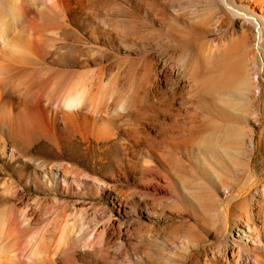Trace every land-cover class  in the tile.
<instances>
[{"label":"bare ground","instance_id":"obj_1","mask_svg":"<svg viewBox=\"0 0 264 264\" xmlns=\"http://www.w3.org/2000/svg\"><path fill=\"white\" fill-rule=\"evenodd\" d=\"M175 1L0 0V264H154L156 255L173 264H211L217 254L219 264H263L260 255L250 259L246 247H264V227L260 232L253 215L243 216L245 222L236 214L258 193L255 180L225 184L214 215L215 253L200 251L207 230L202 214L209 207L204 201H191L189 213L185 202L172 205L183 217L168 223L184 233L178 247H153L154 226L122 221L127 203L132 213L145 205L148 216L158 213L156 199H130L123 185L160 167L188 174L191 150L207 166L204 141L196 149L195 143L217 126L193 111L201 93L222 89L213 77L229 53L225 43L207 48L202 25L209 16L222 13L245 37L254 33L264 53V0H202L211 14L181 29L169 14ZM85 23L90 44L79 53L64 50L66 34L78 35ZM254 86L260 97L264 85ZM229 131L212 132L205 142L218 196L219 150L251 156L256 149L253 133L238 143ZM96 150H120L124 157L102 177L83 164ZM106 189L115 210L75 200L103 196ZM122 236L134 247L121 244ZM141 249L145 262L134 255Z\"/></svg>","mask_w":264,"mask_h":264},{"label":"rangeland","instance_id":"obj_2","mask_svg":"<svg viewBox=\"0 0 264 264\" xmlns=\"http://www.w3.org/2000/svg\"><path fill=\"white\" fill-rule=\"evenodd\" d=\"M175 4L176 5L171 7L169 14L172 18L173 26L179 27L180 29L190 27L202 20L206 14H211V10H207L202 5V0H177ZM257 12L261 14V10L257 9ZM222 17V13L213 12L209 16L211 21L208 24L205 23L202 25V27L205 31L206 40L208 41V49H214L219 43L229 45L227 63L221 69L220 74L218 73L219 70H217L216 74L214 73L216 75H214L215 78L213 77L214 83L223 86L222 89L216 90L214 88V90L212 89L210 91L209 88L208 91L206 90L201 93L196 100V108L193 111L195 114L197 112L196 115H200V118L203 116L208 124L210 122V126H213L215 123V127L217 126V130H210V134L208 131L205 132L195 143L196 149L204 141L205 149L203 158L207 166L202 162L198 152L196 150H191L186 156L191 162V170H189L190 172L188 171V174L168 173L160 167L159 170H162L161 172L158 169L156 172L149 171L150 173L144 174L145 177L143 176L141 180L131 183L129 186L123 185V187H121V191H127L130 199L134 198L137 201L140 199H156L158 209L156 215L148 216L146 205L140 207L142 209L136 211V213H132L134 208L127 203L125 205V215L122 218L124 223L140 220L154 226L155 230L153 233L157 239V244H154L153 247H172L175 245L178 247L182 245V238L180 239L179 237L184 233H176L171 227H168V223L173 221H178L179 223L183 219V217L179 216L178 213L172 209V205L178 201L185 202V209L187 213H189L194 211L190 202L201 200L204 201L205 204L208 203L206 206L209 207L207 212L202 214L204 215L203 222L207 230L202 229V234L205 239L203 240L200 251L202 254L208 252V250L215 253L219 247L217 239L214 236V215L219 208V200H221L224 195L225 184L237 187L248 179L257 182L259 186L258 193L247 199L246 202L238 205L236 214L245 222H247V219L243 216L247 213L253 215L255 220L254 225L260 227V232L264 227V91L259 97L260 89L258 90V88L256 89L254 86L264 85V53H260L257 49L254 33L250 34L247 38L243 35L239 24L236 25L229 19L223 17L224 24L221 25L220 21ZM89 29V24L85 23L79 26L78 35L77 33L66 34L68 44L63 45V49L69 50L70 48L75 49L77 53L82 52L85 49L84 47L90 44L92 33ZM211 66V64H208L207 70L209 68L212 70L213 66ZM207 70L206 75L207 73L209 74L210 71L207 72ZM218 74L220 76H217ZM218 77H220L221 80L218 79ZM231 92H233V94H231ZM226 126H228V128ZM222 128L227 131L230 129L229 132L237 135L238 143H244L243 137L246 136V139H250L249 134L253 133L256 149L251 156L242 153L227 154L219 150L216 154L220 163L219 167L216 169L221 185L219 189V198L215 189L212 187L211 171L213 168L210 166L209 158L211 152L205 142L210 139L213 133ZM240 137L242 138L240 139ZM227 142L228 141H224V143L221 142V144L225 145ZM207 150H209V153ZM43 156L45 155L43 154ZM48 156L47 154L46 158L48 160H59L58 157ZM123 157V153L120 150L105 153L104 155L102 152L96 150L85 159L83 164L91 172L104 177L112 169L115 160L123 159ZM145 158V161L148 162L149 156H145ZM159 173L160 175H158ZM106 192L108 193L109 190L106 189L104 195L97 198L76 197L75 200L79 201L85 199L88 205L99 201L105 208L115 210V204L111 199L106 197ZM207 198H209V200ZM116 206H118V204H116ZM162 212H165V214H162ZM194 221L195 217L193 216L192 222ZM97 222L103 226L107 224L103 223V221ZM174 235L178 238L174 239ZM122 238L119 241L121 244L124 243L123 245L125 247H134V244L130 243V240H128L126 236H122ZM173 240H178V242H174ZM257 245L258 243L254 242L251 247H246V251L250 253V259H253L255 255L258 257L260 255L264 264V247H256ZM195 251L193 253H195ZM134 255L138 260L142 257L143 260L141 259L140 261L145 262L144 250L141 249V251L139 250L138 253ZM155 257L154 264H173V262L169 261L167 258L162 259L158 257V255ZM220 258L221 256L219 254H217L216 257H212L211 255V264H219Z\"/></svg>","mask_w":264,"mask_h":264}]
</instances>
